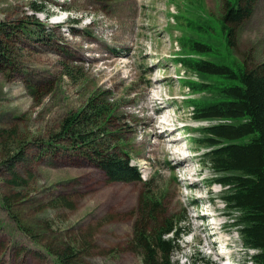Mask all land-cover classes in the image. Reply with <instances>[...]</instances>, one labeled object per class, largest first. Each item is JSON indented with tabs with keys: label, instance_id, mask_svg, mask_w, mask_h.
<instances>
[{
	"label": "rangeland",
	"instance_id": "1",
	"mask_svg": "<svg viewBox=\"0 0 264 264\" xmlns=\"http://www.w3.org/2000/svg\"><path fill=\"white\" fill-rule=\"evenodd\" d=\"M203 1L206 12L218 17L223 0ZM192 2L0 0V23L31 21L28 17L34 15L42 24L39 40L21 32L12 35L11 63L0 61V151L5 139L29 141L25 147L33 158L18 167L19 174L31 179L29 190H21L22 196L28 195L24 209L37 226L52 221L50 230L35 228L39 245L0 208V264H58L42 247L54 243L55 232L64 243L85 236L90 243L89 264H142L132 242V226L146 187L165 194L163 209L168 216L188 217V231L177 242L173 264H253L255 251L245 249L236 229L227 225L224 188L208 186L212 172L202 164L204 148L193 141L201 137L199 129L212 122L192 117L187 100L200 95L191 94L178 81L189 76L199 79L174 60L183 33L176 25L179 13ZM31 5L43 7L48 16L41 11L34 14ZM72 17L77 22L69 24ZM233 52L248 65L264 60V0L236 27ZM101 91H108L118 108L109 130L129 143L131 164L138 167L141 182H110L74 149L37 145L55 138L61 120ZM158 92L159 99L154 100ZM7 153L2 172L14 155ZM182 156L187 159L177 162ZM187 166L191 179L184 171ZM10 189L0 183V194L17 192ZM57 197L73 201L72 206H51Z\"/></svg>",
	"mask_w": 264,
	"mask_h": 264
},
{
	"label": "trees",
	"instance_id": "2",
	"mask_svg": "<svg viewBox=\"0 0 264 264\" xmlns=\"http://www.w3.org/2000/svg\"><path fill=\"white\" fill-rule=\"evenodd\" d=\"M258 1L223 0L222 10L215 18L206 12L203 0L186 4L179 13L180 22L176 23L183 33L179 38L180 51L174 60L199 77L178 79L191 94L200 95L187 100L192 106V117L212 122L199 129V139H193L198 148H204L202 164L212 172L208 186L219 184L224 188L221 199L227 225L236 229L245 249L255 251L250 262L264 264V60L248 65L233 52L236 27L251 17ZM30 9L34 14L41 11L48 16L43 7L31 5ZM28 18L33 21L0 23V61L5 64L11 63L14 55L12 35L21 32L30 40L40 39L37 37L38 31L42 33L41 23L34 15ZM75 22L77 19H69V24ZM117 109L108 91L88 96L77 110L61 120L55 138L39 141L37 145L75 150L110 182H141L138 167L131 164L129 143L115 137L119 132L109 130ZM151 118L148 117L149 126ZM28 142L5 139L2 145L0 167L7 152L13 151L14 155L5 161L4 172L0 168V183L17 192L0 194V208L26 237L42 245L35 228L50 230L52 221L37 226L32 215L26 213L23 202L28 195L22 196L21 190H29L31 179L18 172L19 166L25 163L26 166L33 158L25 147ZM164 195L162 191L152 193L146 187L140 196L132 242L141 253L142 264H173L177 242L188 231L187 216H168L163 209ZM70 204L73 201L69 203L64 197H57L51 206L69 207ZM56 233L54 243L42 247L58 264H89L86 257L90 243L85 236L65 237L64 243Z\"/></svg>",
	"mask_w": 264,
	"mask_h": 264
},
{
	"label": "bare ground",
	"instance_id": "3",
	"mask_svg": "<svg viewBox=\"0 0 264 264\" xmlns=\"http://www.w3.org/2000/svg\"><path fill=\"white\" fill-rule=\"evenodd\" d=\"M138 2V1H137ZM137 5H138V3H137ZM58 22V21H57ZM158 80H163V77H161V78H158L157 79V81ZM158 95H159V92L155 95V97H153V99L155 100V99H159L158 98ZM158 123H160V124H163L164 125V122H159V121H157ZM153 123V116H152V118H151V124ZM151 124H150V126H151ZM155 128H158V126H156V124H155ZM173 131V130H172ZM164 133V131L163 132H161L160 134H159V137H164L163 134ZM178 139H180V137L179 138H175V139H173V140H178ZM174 158H176V157H174ZM177 159H178V161L177 162H179V163H182L183 161H185L187 158L185 157V156H182V157H177ZM185 168V167H184ZM191 168V167H190ZM182 170V169H181ZM184 171L185 172H187V174H188V179H191L192 178V176H193V174L191 173V172H189V170H188V166H187V169H184ZM187 176V175H186ZM193 183V182H192ZM207 216H208V214H207ZM204 217H206V214L204 215ZM200 219H203V218H200ZM224 251H221V253H220V255L221 256H224Z\"/></svg>",
	"mask_w": 264,
	"mask_h": 264
}]
</instances>
